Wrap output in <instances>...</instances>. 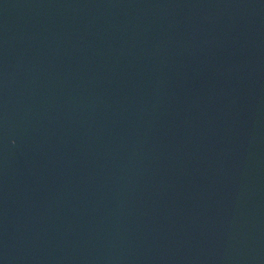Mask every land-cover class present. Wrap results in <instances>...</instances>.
I'll return each mask as SVG.
<instances>
[{
  "label": "water",
  "instance_id": "water-1",
  "mask_svg": "<svg viewBox=\"0 0 264 264\" xmlns=\"http://www.w3.org/2000/svg\"><path fill=\"white\" fill-rule=\"evenodd\" d=\"M0 264H264V0H0Z\"/></svg>",
  "mask_w": 264,
  "mask_h": 264
}]
</instances>
